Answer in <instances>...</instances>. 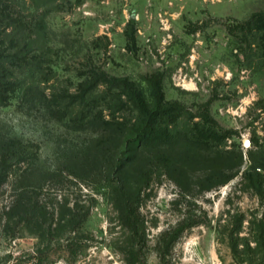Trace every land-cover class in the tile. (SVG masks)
I'll list each match as a JSON object with an SVG mask.
<instances>
[{
    "label": "rangeland",
    "instance_id": "1",
    "mask_svg": "<svg viewBox=\"0 0 264 264\" xmlns=\"http://www.w3.org/2000/svg\"><path fill=\"white\" fill-rule=\"evenodd\" d=\"M22 10L31 25V49L42 57L53 88L73 91L91 70L110 79L129 77L140 88H148L153 78L168 101L185 108L186 122L193 116L192 122L206 121L218 131L215 149H242L245 168L249 151L264 144V56L247 48L240 31L241 23L264 10V0H47L40 9L27 0ZM0 128L38 146V174L49 200L66 196L73 202L80 192L84 201L88 195L97 198L84 224L83 245L71 252L61 231L42 242L50 250L42 264H129L130 230L114 205L110 181L95 177L102 163L96 153L102 131L58 118L41 100L25 103L19 96L0 105ZM121 145L112 139L115 164ZM210 155L188 163L195 176L214 163ZM150 157L148 151L140 153L135 164L147 165ZM71 165L85 169L91 186L76 185L66 173L52 178ZM198 178L187 183L191 193L186 194L168 176L157 175L141 205L147 229L144 242L137 243L144 256L136 264L261 261L240 252L242 245L235 250L229 234L241 217L240 236L251 234L252 220L264 214V197L243 184L242 173L204 191L194 183ZM10 187L0 195V264H40L38 234L26 226L15 236L4 229ZM184 219L193 225L170 238L166 232Z\"/></svg>",
    "mask_w": 264,
    "mask_h": 264
},
{
    "label": "trees",
    "instance_id": "2",
    "mask_svg": "<svg viewBox=\"0 0 264 264\" xmlns=\"http://www.w3.org/2000/svg\"><path fill=\"white\" fill-rule=\"evenodd\" d=\"M26 1L0 0V105H8L16 96L25 103L41 100L54 116L68 118L83 127L96 126L102 131L96 146L97 160L100 158L102 163L97 165L95 177L110 181L114 205L130 230L129 264H136L144 256L136 248L137 243L144 242L147 229L141 205L157 175L168 176L184 193L190 194L187 183L194 177H199L194 183L204 191L224 185L242 173L243 184L264 197V144L249 151V165L245 168L244 151L236 146L215 149L213 142L218 131L206 121L192 122L193 116L186 122L185 108L168 101L156 79L149 80L148 88H140L129 77L110 79L106 72L91 70L73 91L67 87L53 88L49 84L52 75L43 67L42 57L31 49V25L22 10ZM46 1L30 0L36 9ZM240 27L241 41L264 56V10L255 12ZM114 138L122 140L116 164L110 148ZM145 151L151 156L148 164L136 165L139 154ZM209 153L214 163L195 176L188 163ZM39 159V148L34 142L6 134L0 128V195L8 183L12 193L11 202L2 213L3 226L13 236L24 226L38 234L41 241L37 253L42 264L50 253L48 247L42 248V242L61 231L68 236L67 247L71 252L83 245L84 224L97 198L88 195L84 201L80 192L73 202L66 196L49 200L41 182L42 174H38ZM77 167L57 170L52 178L59 179L66 173L73 175L71 181L76 185L91 186L89 176L83 174L85 169ZM192 225L184 219L166 233L170 238L178 237ZM242 226L243 217L235 222L229 234L231 244L237 251L242 245L240 252L251 258L260 257L256 264H264V214L252 220L250 235L240 236Z\"/></svg>",
    "mask_w": 264,
    "mask_h": 264
},
{
    "label": "water",
    "instance_id": "3",
    "mask_svg": "<svg viewBox=\"0 0 264 264\" xmlns=\"http://www.w3.org/2000/svg\"><path fill=\"white\" fill-rule=\"evenodd\" d=\"M244 144H245L246 146L249 145V140H248L247 138L244 139Z\"/></svg>",
    "mask_w": 264,
    "mask_h": 264
}]
</instances>
